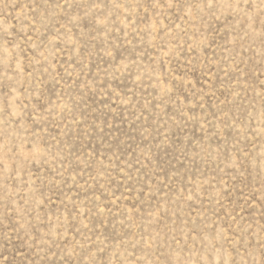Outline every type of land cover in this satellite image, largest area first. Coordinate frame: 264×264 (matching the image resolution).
Instances as JSON below:
<instances>
[{
	"label": "rangeland",
	"instance_id": "374dc122",
	"mask_svg": "<svg viewBox=\"0 0 264 264\" xmlns=\"http://www.w3.org/2000/svg\"><path fill=\"white\" fill-rule=\"evenodd\" d=\"M0 264H264V0H0Z\"/></svg>",
	"mask_w": 264,
	"mask_h": 264
}]
</instances>
